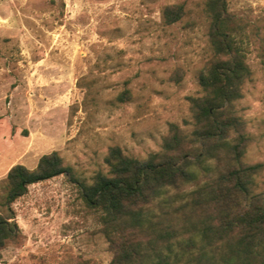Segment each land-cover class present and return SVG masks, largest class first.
<instances>
[{
    "label": "rangeland",
    "instance_id": "obj_1",
    "mask_svg": "<svg viewBox=\"0 0 264 264\" xmlns=\"http://www.w3.org/2000/svg\"><path fill=\"white\" fill-rule=\"evenodd\" d=\"M202 1L0 0V202L14 164L33 169L57 151L70 171L11 204L19 235L0 249V264H108L79 184L106 172L109 146L143 159L160 150L169 123L188 129L187 97L199 92L209 54ZM174 3L184 15L166 25L161 10ZM227 3L250 33L251 77L235 102L251 135L243 161L264 162V0Z\"/></svg>",
    "mask_w": 264,
    "mask_h": 264
},
{
    "label": "trees",
    "instance_id": "obj_2",
    "mask_svg": "<svg viewBox=\"0 0 264 264\" xmlns=\"http://www.w3.org/2000/svg\"><path fill=\"white\" fill-rule=\"evenodd\" d=\"M209 54L189 95L188 129L171 122L160 150L140 159L108 147L79 196L98 217L112 257L108 264H264V162H244L251 135L235 102L251 77L247 22L227 0H203ZM184 15L181 3L161 10L166 25ZM123 90L117 100L126 101ZM70 174L57 151L36 166L12 165L3 180L0 249L19 229L11 204L30 184Z\"/></svg>",
    "mask_w": 264,
    "mask_h": 264
}]
</instances>
